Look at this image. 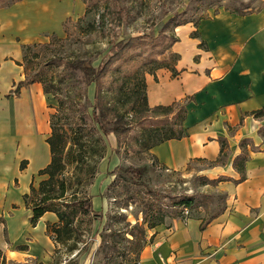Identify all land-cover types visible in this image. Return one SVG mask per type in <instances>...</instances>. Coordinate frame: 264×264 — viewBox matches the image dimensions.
<instances>
[{
    "label": "crops",
    "instance_id": "0c3cea01",
    "mask_svg": "<svg viewBox=\"0 0 264 264\" xmlns=\"http://www.w3.org/2000/svg\"><path fill=\"white\" fill-rule=\"evenodd\" d=\"M248 13L222 10L177 29L180 59L147 77L150 108L182 104L181 139L151 150L157 163L183 171L195 161L227 195L216 218L176 219L154 231L140 264H264V0ZM83 0H20L0 7V264H51L56 242L47 212L36 224L25 195L51 162V108L40 83L24 84L25 46L49 42L85 16ZM203 44V46H201ZM246 157L243 172L235 166ZM242 178H244L242 180Z\"/></svg>",
    "mask_w": 264,
    "mask_h": 264
},
{
    "label": "rangeland",
    "instance_id": "374dc122",
    "mask_svg": "<svg viewBox=\"0 0 264 264\" xmlns=\"http://www.w3.org/2000/svg\"><path fill=\"white\" fill-rule=\"evenodd\" d=\"M83 1L85 16L68 21L63 34L26 49L23 57L27 81L40 83L49 93L52 123L65 145L59 179L65 185L66 199L49 207L63 211L65 202H71L89 209L72 225L59 224L61 228L52 234L57 243L51 264H140L142 251L154 240L157 228L152 226L187 217L208 221L224 212L228 201L208 171L224 160L195 161L183 171H170L151 154L153 145L181 131L183 112L182 104L173 111L149 109L147 77L155 76L160 67H175L177 57L171 46L179 27L196 26L222 10L248 13L261 3ZM119 43L130 46L119 51ZM112 55L119 58L109 66L101 87L69 67L73 61L85 60L98 68ZM98 101L114 107L128 123V133L117 137L111 132L115 120L104 122L95 113ZM142 167L148 171L141 180L127 171ZM33 199L40 200L35 195ZM189 201H193L190 208Z\"/></svg>",
    "mask_w": 264,
    "mask_h": 264
},
{
    "label": "trees",
    "instance_id": "16d2710c",
    "mask_svg": "<svg viewBox=\"0 0 264 264\" xmlns=\"http://www.w3.org/2000/svg\"><path fill=\"white\" fill-rule=\"evenodd\" d=\"M18 1H20V0L3 1L2 3L0 2V7L10 6L11 4H14ZM237 13H240V12H237ZM129 46H130V43L127 45H124V46L121 45V43H119L117 48H119V51H124ZM201 46H203V44H201ZM30 47H32V46H25L24 53H25V50L30 48ZM173 55L175 57H177V62H176V65H177V63L180 59V56L178 54H175V53H173ZM118 58H119L118 55H112L111 58L106 63H102L98 68L94 67L91 64V62L85 61V60L73 61V62L69 63V67L74 71H81V72L85 73L88 77H91L92 82H96L97 85L99 87H101L103 76L105 75L109 66ZM56 60L58 63L62 62V59H56ZM176 65L173 68L160 67L159 70L169 69L172 71L173 75L176 76V75H178ZM24 84H32V82L29 83L26 79L25 82L19 84L18 88H20ZM45 94H49V93L45 92ZM146 101H147L146 103H147V106L149 107V109H152V108H150L149 103H148L147 84H146ZM178 104H180V103H174L171 106H158L156 108H153L152 110L158 111L161 109V110L173 111V108ZM180 111L183 112V118H182V122H181V125H182L181 131L178 132L177 135H174L173 137H169V138L162 140L161 142L153 145L151 147V149H153L155 146H157L163 142H166L169 140H174V139H181L184 137L185 131L183 129V122L185 120L186 109L183 105H182ZM95 113L99 114L100 118L103 119L104 122H107L109 118H112L113 120H115V122L112 125L111 132L113 134H115L117 137H120L123 134H126L129 132L130 129L128 127V123H126L124 121V119L121 118L117 114L114 107L104 104L103 101H98L97 107L95 109ZM255 115L257 117L262 116V115H264V112L263 111L257 112V113H255ZM52 116L53 115H51V119H50L51 135H50L49 139L47 140V142L50 146V151H51V162L45 169L40 171L39 176L43 177L44 179L39 183V185L37 187L32 185L31 192L29 194L25 195V203H26V206L29 209H31L33 212V216H32V223L33 224H36L37 221L42 216H44L47 212H52V213H55L57 215L59 222L54 224V225L48 226V232L51 235V237L54 239L52 234L57 232L61 228V227H59L60 225H62V226H68L70 224L72 225L78 219L79 216L88 214L89 209L87 207H85L83 204H72L71 202L70 203L65 202V205H64L65 209L63 211L49 207L50 203L55 202V201H60V200L64 199L66 196L65 185H64V183H61L60 179H59V175L62 173L63 168H64L62 155H63V150L65 149V145H63V143H62V137H61V134L58 130V127L52 123ZM224 150H225V145L223 144L222 152H221V158L219 160H217L216 162H212V163H219L220 160H224V157L226 156ZM245 161H246V157L238 159L235 163L237 170L241 173L244 170ZM127 171L137 180H141L145 177L148 170L145 167H142V168H129ZM243 179L244 178H242V180ZM218 182H220V180ZM58 184L61 185L60 191H57V185ZM153 194H156V193H153ZM33 195H35L37 198H40V200L34 201ZM186 205L189 208L192 207L193 201H189L188 203H186ZM216 217L217 216L213 217L212 219H214ZM187 218H197V217H187ZM187 218H184V219H187ZM199 219H202V218H199ZM163 224L164 223L161 221L159 224L152 226L151 229H155L159 226H162Z\"/></svg>",
    "mask_w": 264,
    "mask_h": 264
},
{
    "label": "built area",
    "instance_id": "2783aa9c",
    "mask_svg": "<svg viewBox=\"0 0 264 264\" xmlns=\"http://www.w3.org/2000/svg\"><path fill=\"white\" fill-rule=\"evenodd\" d=\"M0 260H2V254L0 253Z\"/></svg>",
    "mask_w": 264,
    "mask_h": 264
}]
</instances>
